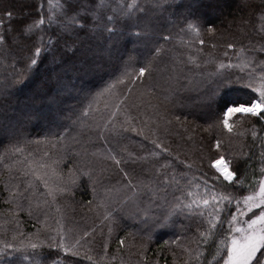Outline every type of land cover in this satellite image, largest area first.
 I'll use <instances>...</instances> for the list:
<instances>
[{
    "label": "trees",
    "instance_id": "obj_1",
    "mask_svg": "<svg viewBox=\"0 0 264 264\" xmlns=\"http://www.w3.org/2000/svg\"><path fill=\"white\" fill-rule=\"evenodd\" d=\"M62 3L0 0V33L11 38L0 44V247L20 249L0 253V264H19L23 254L44 264H223L220 241L235 200L220 202L222 224L207 243L199 234L216 202L186 205L206 191L242 202L264 177V118L236 114L229 132L222 117L225 105L258 96L264 0H164L163 10L135 0L134 26L119 18L109 24L115 34L98 38L104 48L88 67L74 64V49L63 44L56 56L64 63L34 55L41 30L56 43L48 18ZM109 3L115 9L133 0ZM41 18L32 39L11 31L20 20ZM29 56L37 65L29 66ZM246 61L243 71L219 69ZM141 67L148 69L143 76ZM218 72L242 79L224 88ZM220 156L237 173L231 183L211 164ZM61 236L79 239V256L49 248ZM190 251L203 255L196 261Z\"/></svg>",
    "mask_w": 264,
    "mask_h": 264
},
{
    "label": "snow or ice",
    "instance_id": "obj_2",
    "mask_svg": "<svg viewBox=\"0 0 264 264\" xmlns=\"http://www.w3.org/2000/svg\"><path fill=\"white\" fill-rule=\"evenodd\" d=\"M164 0H153V7L155 10H163ZM60 11L57 16H50L48 18V26L51 29L55 27V40L56 43L53 44V36L49 35L47 41L44 39L43 31L41 30V35L35 36L36 29H39L41 25H44L45 21L41 18L38 21H33L28 24L24 20H20V28H12V32L16 35L28 34L27 38L32 39L35 36L36 43L41 46H35L34 55L39 57L42 52H46L52 56L53 63H64L65 60L61 57L57 59L56 53L59 49V45L63 44L64 50L74 49L72 51V56L69 58L74 64L79 63L81 67H88L91 63L94 62L98 50L103 49L104 46L99 43L98 38L103 35L104 32L108 33V36L105 37V40H111L112 36L115 34L112 29L108 27L109 24L115 23L117 18L122 19L125 24L128 26H134L129 22L133 20V13L139 7L136 5L135 0L132 4L127 5L126 7L118 5L115 9L111 8L109 0H63V3L58 5ZM264 10V6H261ZM140 11H144L142 8ZM109 11H112V15H108ZM117 13L119 16L117 17ZM191 14V13H190ZM264 20V15L261 17ZM9 23H11L12 17L11 14H8ZM4 25V18L0 17V27ZM191 27V25H189ZM139 36V33L137 34ZM10 37L5 33H0V44L7 42ZM165 39H167L165 37ZM95 43V47L93 44ZM203 43V41H201ZM229 48H232L233 45L229 44ZM260 53H264V45H261L256 49ZM159 51V49H156ZM243 52V49L241 50ZM227 55V54H225ZM255 59V57H253ZM30 61L29 66L37 65L38 61L32 56L28 57ZM250 61L243 62L240 65H233L231 63L225 64L221 62L219 64V69H226L230 67H240L241 71L245 67H248ZM257 67L260 69L259 73V86L253 89V94L258 93L256 98H251V96L244 100L243 102L233 101L231 104L225 105V109L222 112L223 117V126L231 132L233 130V125L229 122L230 118L236 114H245L251 116H257L264 118V60L259 61ZM148 71L147 68L141 67L139 69V75L143 76L145 72ZM220 76L221 87H228L230 84L239 82L242 77H235L233 79L232 74H226L224 72L217 73ZM252 78V73H249V79ZM248 87L251 88V83L248 84ZM115 115V113H113ZM159 147V145H157ZM216 147H220L219 141H217ZM167 151V149H165ZM111 159L115 161L117 165L121 163V160L117 159L115 156H111ZM213 166L216 168L217 172L223 176V179L228 182H233L237 177L235 171L230 170L229 164L225 161L223 156H220L213 162ZM89 175L88 173H84ZM127 175V173H125ZM91 179V176H89ZM75 182V181H73ZM259 191L253 190L252 194L243 196V205L241 207V199L237 197L229 196H219L213 192L206 191L205 196L207 198H200L199 200H192L190 204L186 205L191 209L193 204H196L197 207L200 206H209L213 201L216 204L213 206V211L209 213L208 218V229L205 232H201L199 235L203 237V242H208V236L212 235L214 230L218 225L222 224L220 212L224 211L220 207L221 201H227L228 204H232L235 200V213H230V219L228 220V229L225 238L220 241L221 244L225 245L226 248V258H223V264H264V179L258 182ZM45 188H49L47 181L44 182ZM207 188V186H206ZM63 190V189H62ZM56 189H50L52 194ZM189 197L193 196L192 192H188ZM91 204V201H89ZM180 205H174V208H179ZM253 209H258L259 213L256 214L253 212ZM248 213H253V218L247 220H240L241 217L246 216ZM203 215V213H201ZM111 219V216L107 217ZM166 220L167 217H164ZM239 223L240 226L236 227L235 224ZM111 231V229H110ZM87 235V233H85ZM121 244L124 243L123 240L120 241ZM80 244L79 239L75 243H67L66 238L61 236L59 241H56L55 237H52L49 242V248L58 249L63 251V253L71 256H79L80 252L78 246ZM32 249H37L40 247L38 243H30L29 245ZM105 247H107L105 245ZM7 249H13L14 251H19L12 243H4L3 247H0V253H4ZM77 249V250H73ZM217 252H221V249L217 248ZM12 255L13 253H8ZM190 258L196 261H199V258L203 253L199 251L189 252ZM85 259L92 260V257L85 254ZM213 259H216L213 257ZM44 264V261H37L33 256L28 254H23L19 264ZM51 264H64V262L57 258L51 260ZM219 264V261H217Z\"/></svg>",
    "mask_w": 264,
    "mask_h": 264
},
{
    "label": "rangeland",
    "instance_id": "obj_3",
    "mask_svg": "<svg viewBox=\"0 0 264 264\" xmlns=\"http://www.w3.org/2000/svg\"><path fill=\"white\" fill-rule=\"evenodd\" d=\"M38 115L42 116L41 114H38ZM217 159H218V158H217ZM215 160H216V159H215ZM215 160H214V161H215ZM214 161H213V162H214ZM213 162L211 163L212 166H213ZM213 167H214V166H213ZM214 168H215V167H214ZM215 169H216V168H215ZM219 174H220V173H219ZM220 175H221V174H220ZM221 176H222V175H221ZM222 177H223V176H222ZM263 179H264V177H263ZM257 191H259V188H258ZM241 207H244V205H243V201L241 202ZM254 210H255V209H253V212H254ZM258 213H259V211L256 212V214H258ZM241 218H242V220L251 219V218H253V213H250V214H249V218H247V219H246V217H241ZM239 226H240V224L237 223V227H239Z\"/></svg>",
    "mask_w": 264,
    "mask_h": 264
}]
</instances>
